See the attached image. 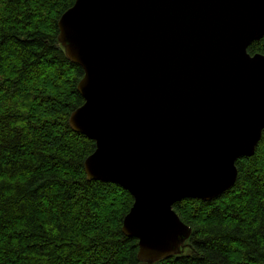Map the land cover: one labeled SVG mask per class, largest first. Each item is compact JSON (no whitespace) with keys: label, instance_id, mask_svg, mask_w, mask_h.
<instances>
[{"label":"water","instance_id":"water-1","mask_svg":"<svg viewBox=\"0 0 264 264\" xmlns=\"http://www.w3.org/2000/svg\"><path fill=\"white\" fill-rule=\"evenodd\" d=\"M58 42L84 70L69 124L96 142L88 181L117 184L145 264L180 256L192 228L174 211L232 188L264 130V0H75Z\"/></svg>","mask_w":264,"mask_h":264},{"label":"trees","instance_id":"trees-1","mask_svg":"<svg viewBox=\"0 0 264 264\" xmlns=\"http://www.w3.org/2000/svg\"><path fill=\"white\" fill-rule=\"evenodd\" d=\"M75 0H0V264H145L123 220L134 198L88 181L96 142L74 132L84 70L58 42ZM248 52L264 55V37ZM235 185L173 205L192 228L180 256L154 264H264V130Z\"/></svg>","mask_w":264,"mask_h":264}]
</instances>
